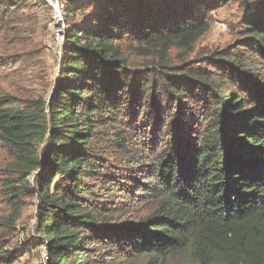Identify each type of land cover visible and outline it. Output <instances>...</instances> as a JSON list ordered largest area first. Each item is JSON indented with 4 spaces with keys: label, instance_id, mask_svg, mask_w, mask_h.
Masks as SVG:
<instances>
[{
    "label": "trees",
    "instance_id": "16d2710c",
    "mask_svg": "<svg viewBox=\"0 0 264 264\" xmlns=\"http://www.w3.org/2000/svg\"><path fill=\"white\" fill-rule=\"evenodd\" d=\"M44 4L0 0V264L23 196L47 264H264V0L64 1L53 81ZM221 5L233 39L200 46Z\"/></svg>",
    "mask_w": 264,
    "mask_h": 264
},
{
    "label": "rangeland",
    "instance_id": "374dc122",
    "mask_svg": "<svg viewBox=\"0 0 264 264\" xmlns=\"http://www.w3.org/2000/svg\"><path fill=\"white\" fill-rule=\"evenodd\" d=\"M50 3L53 4L54 2ZM55 13L56 11L49 3L24 12L26 17H33L34 19L33 23L32 19L26 21L29 31L26 41L28 45L32 44L34 49L40 50L39 59L43 64L41 69L45 73L44 77L47 81L55 79L61 68L63 56L62 49L58 45L61 38H59V23L55 19ZM239 13L241 12L236 5H221L212 14L215 18L212 30L200 41L199 45L217 47L230 42L233 39L230 24L239 20ZM78 19L81 20L82 18L79 16ZM3 37L0 36V43L6 41ZM9 45L7 44L4 48L6 53L10 52ZM30 75L32 77L33 75L37 76L38 69L33 68ZM30 181L33 184V178ZM22 200L26 206L15 223L12 233L7 237V242L11 246L18 247L21 252L20 258L15 260L13 264H47L46 247L37 238L41 227L36 213V199L32 196H23ZM140 264H149V259L146 258Z\"/></svg>",
    "mask_w": 264,
    "mask_h": 264
},
{
    "label": "built area",
    "instance_id": "2783aa9c",
    "mask_svg": "<svg viewBox=\"0 0 264 264\" xmlns=\"http://www.w3.org/2000/svg\"><path fill=\"white\" fill-rule=\"evenodd\" d=\"M45 3H49V5H51L54 10L56 11L55 13V19L57 20V22L59 23L58 26H59V35L61 38L59 40V48L62 49V43L64 42V38H65V32H66V29H67V26L65 24V18L63 17V14H62V7H63V2L64 1H67V0H43ZM50 2H54L53 4H51ZM48 255L46 257V260H48Z\"/></svg>",
    "mask_w": 264,
    "mask_h": 264
}]
</instances>
